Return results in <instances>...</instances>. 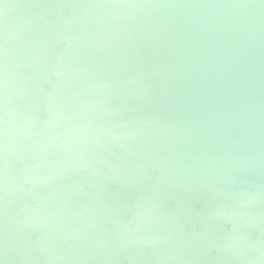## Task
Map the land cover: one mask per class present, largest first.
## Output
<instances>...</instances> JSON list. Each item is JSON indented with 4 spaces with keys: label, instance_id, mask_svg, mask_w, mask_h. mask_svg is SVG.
<instances>
[{
    "label": "water",
    "instance_id": "95a60500",
    "mask_svg": "<svg viewBox=\"0 0 264 264\" xmlns=\"http://www.w3.org/2000/svg\"><path fill=\"white\" fill-rule=\"evenodd\" d=\"M0 264H264V0H0Z\"/></svg>",
    "mask_w": 264,
    "mask_h": 264
}]
</instances>
